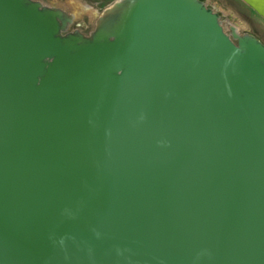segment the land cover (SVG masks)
Listing matches in <instances>:
<instances>
[{
  "label": "water",
  "instance_id": "obj_1",
  "mask_svg": "<svg viewBox=\"0 0 264 264\" xmlns=\"http://www.w3.org/2000/svg\"><path fill=\"white\" fill-rule=\"evenodd\" d=\"M64 12L0 0V264H264V45L200 0Z\"/></svg>",
  "mask_w": 264,
  "mask_h": 264
},
{
  "label": "rangeland",
  "instance_id": "obj_2",
  "mask_svg": "<svg viewBox=\"0 0 264 264\" xmlns=\"http://www.w3.org/2000/svg\"><path fill=\"white\" fill-rule=\"evenodd\" d=\"M46 8L64 10L66 18H70V27L64 35L79 33L91 38L95 33L97 22L107 10L129 0H32ZM209 9L218 14L224 31L233 36L249 35L264 45V14L257 10L249 0H200ZM238 43V39H234Z\"/></svg>",
  "mask_w": 264,
  "mask_h": 264
},
{
  "label": "crops",
  "instance_id": "obj_3",
  "mask_svg": "<svg viewBox=\"0 0 264 264\" xmlns=\"http://www.w3.org/2000/svg\"><path fill=\"white\" fill-rule=\"evenodd\" d=\"M251 4L264 14V0H249Z\"/></svg>",
  "mask_w": 264,
  "mask_h": 264
},
{
  "label": "flooded vegetation",
  "instance_id": "obj_4",
  "mask_svg": "<svg viewBox=\"0 0 264 264\" xmlns=\"http://www.w3.org/2000/svg\"><path fill=\"white\" fill-rule=\"evenodd\" d=\"M59 9V8H58ZM62 10V9H61ZM62 11H64V10H62Z\"/></svg>",
  "mask_w": 264,
  "mask_h": 264
}]
</instances>
